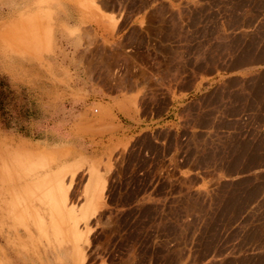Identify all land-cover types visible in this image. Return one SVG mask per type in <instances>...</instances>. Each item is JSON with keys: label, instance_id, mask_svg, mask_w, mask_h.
Listing matches in <instances>:
<instances>
[{"label": "rangeland", "instance_id": "rangeland-1", "mask_svg": "<svg viewBox=\"0 0 264 264\" xmlns=\"http://www.w3.org/2000/svg\"><path fill=\"white\" fill-rule=\"evenodd\" d=\"M11 1L0 264H264V0H77L94 24L57 65L56 31L10 53L55 0Z\"/></svg>", "mask_w": 264, "mask_h": 264}, {"label": "crops", "instance_id": "crops-1", "mask_svg": "<svg viewBox=\"0 0 264 264\" xmlns=\"http://www.w3.org/2000/svg\"><path fill=\"white\" fill-rule=\"evenodd\" d=\"M32 1L33 0H12L10 2L11 4L9 5V8H15V9L23 8L24 9L26 5L28 3H31ZM34 1L47 2V0H34ZM50 8L52 11L48 15L47 14L45 15V21H46V24L50 28V32L47 33V36L43 35L44 37L42 38L44 40H48L49 38V41L45 42V44L42 45L37 57H36V53L34 52L33 48L22 49V51L12 49L10 53L20 56V57H28V59L40 64L43 61L44 54H50L53 52L52 50L54 46L53 31H56V33L58 34L57 35L58 37L56 38L57 43H56V51H55L58 57V60L51 59L52 64L54 65L61 64L59 61H60V58L63 57V55L64 56L65 54L68 55L71 53L72 50L74 51L76 50V48L81 46V44L83 43V38L80 32L78 31H81L82 26L85 23L87 22L93 23L91 13L87 11L86 9L82 8L78 4L77 0H55L50 5ZM111 12L112 10L108 8L107 13H111ZM37 13L38 12H28L26 10L19 14L20 20L24 18L25 22H27L25 23L24 29L27 32V35H29V37L31 34L33 35V33L34 34L38 33L37 31L40 30L39 25L37 24V19H36V17L38 16L39 18L40 15H38ZM52 21L54 22V26H55L54 29L52 26ZM2 35H3V31L0 32V37H2ZM5 40L6 38H3L1 40V43L5 44L6 42ZM37 41L40 42L41 40L37 39ZM61 48L63 49L62 51H61ZM42 146H45V145H42ZM48 146L53 149L59 148V146H56L54 144L52 145L48 144ZM46 243L48 246L43 247V248L60 249L56 246V243H53V245L51 241L50 243L49 241ZM50 244L52 246H50ZM64 247H66V245H63L62 249H64ZM71 261H72V264L75 263L73 259Z\"/></svg>", "mask_w": 264, "mask_h": 264}, {"label": "trees", "instance_id": "trees-1", "mask_svg": "<svg viewBox=\"0 0 264 264\" xmlns=\"http://www.w3.org/2000/svg\"><path fill=\"white\" fill-rule=\"evenodd\" d=\"M3 95H4V92H3V87L1 85V80H0V121L3 120L4 121V112H3ZM4 128L3 129H8L9 127H7L6 123L4 122L3 124Z\"/></svg>", "mask_w": 264, "mask_h": 264}, {"label": "bare ground", "instance_id": "bare-ground-1", "mask_svg": "<svg viewBox=\"0 0 264 264\" xmlns=\"http://www.w3.org/2000/svg\"><path fill=\"white\" fill-rule=\"evenodd\" d=\"M92 178V177H91ZM95 194V191L94 190H92L91 192H90V195L92 196V195H94ZM51 209V211H53L54 209H55V206H54V204H51V207H50ZM8 224V223H7ZM37 226H39L41 229H42V235L44 236L46 233H45V231H44V223H43V221H41V222H39V223H37ZM4 229V228H3ZM4 231V230H3ZM10 237V236H9ZM19 238V237H18ZM18 248V247H17ZM21 250V249H20Z\"/></svg>", "mask_w": 264, "mask_h": 264}]
</instances>
